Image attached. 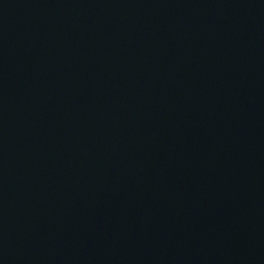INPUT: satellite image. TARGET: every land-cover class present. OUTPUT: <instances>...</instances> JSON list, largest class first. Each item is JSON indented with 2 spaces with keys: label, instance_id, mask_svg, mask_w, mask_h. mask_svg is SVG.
<instances>
[{
  "label": "water",
  "instance_id": "95a60500",
  "mask_svg": "<svg viewBox=\"0 0 264 264\" xmlns=\"http://www.w3.org/2000/svg\"><path fill=\"white\" fill-rule=\"evenodd\" d=\"M0 264H264V0H0Z\"/></svg>",
  "mask_w": 264,
  "mask_h": 264
}]
</instances>
